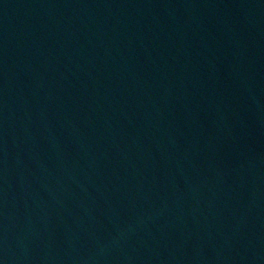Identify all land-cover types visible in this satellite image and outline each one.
Returning a JSON list of instances; mask_svg holds the SVG:
<instances>
[{"label": "water", "instance_id": "obj_1", "mask_svg": "<svg viewBox=\"0 0 264 264\" xmlns=\"http://www.w3.org/2000/svg\"><path fill=\"white\" fill-rule=\"evenodd\" d=\"M2 264H264V0H0Z\"/></svg>", "mask_w": 264, "mask_h": 264}, {"label": "snow or ice", "instance_id": "obj_2", "mask_svg": "<svg viewBox=\"0 0 264 264\" xmlns=\"http://www.w3.org/2000/svg\"><path fill=\"white\" fill-rule=\"evenodd\" d=\"M0 264H2V262H0Z\"/></svg>", "mask_w": 264, "mask_h": 264}]
</instances>
